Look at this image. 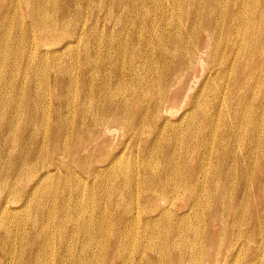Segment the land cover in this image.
<instances>
[{"label": "bare ground", "instance_id": "6f19581e", "mask_svg": "<svg viewBox=\"0 0 264 264\" xmlns=\"http://www.w3.org/2000/svg\"><path fill=\"white\" fill-rule=\"evenodd\" d=\"M19 1H16V0H0V15H1L2 10H4V11L11 10V8L16 7V4L19 3ZM56 1H58V0H56ZM71 1H74L75 5L77 6V9L75 10V13H74L75 15L79 16V15L86 14V13H82V11H81L82 7H81L80 3L84 2V1H88V3H89L90 0H63L62 4L61 5L59 4L60 6L59 7L57 6V8H56L57 13L61 12L63 14V17H67V16L71 15V12L73 10L71 8V5H70ZM26 2H27V0H25V4H27ZM47 2H48L47 0H32V3H31L32 5H30L28 7L27 12L24 14L21 11L23 18L25 15L26 16L28 15V17L30 18L32 27H34V29H36V30H37V28L39 29L38 34L40 36L38 37V41L43 42V43L45 42V43H48L49 45L53 46V45H57V44L61 43L60 40H64L65 38H68V37L74 38L75 36L77 38V40L76 39L75 40L68 39L65 42V44L63 46H61L60 50H62V51L65 50L66 52L70 51L72 53H73V51H75V53H76L75 58H76L78 63L76 62L77 65H75V63H74L75 61H73L72 63L71 62L68 63V65H65L62 67V70H59V71H62L61 75H59L57 77L53 76V77H55L53 79L55 80V85H56L55 86L56 88H53V89L58 90V88H60V89L62 88L65 90V88L66 89L68 88V90H69L70 87H74L73 83L76 85L78 84L79 77H80L79 83L81 84V87H82L81 92H83L84 93L83 95H85V97H87V98H84V97L83 98L85 100L94 99L97 103L93 102L94 107L90 108L89 107L90 104L87 105V102L82 101V102H80L81 105L78 104L80 107L75 109L72 107V105H74V104H71L72 102L70 101L71 106L64 107V108L68 109L67 113H64L66 111H64V112L63 111H60V112L56 111V113L54 111V113L52 114L53 118L52 119L50 118L52 120V122L50 121L51 122L50 124L48 123L49 122L48 118L50 116L47 118V121L42 120L43 123H48V126H46V127H48L47 130L43 129L45 132H42L43 131L41 129L42 127H40L41 121H38V120H40L41 118L38 119V117H39L38 112H37L38 115H36L34 113L35 115L32 117L34 120L33 122L32 121L29 122L30 121V119H29V121H27L26 124L21 129L19 128V130H18V127H20V126L17 127L16 124H14V127L15 128L17 127V129H14V127L12 125L13 121L12 122L10 121L11 123H8V122L4 123L3 122L4 124L1 125L2 126V130H1L2 132L0 134V146H2V144L5 142V139L7 140L9 138L8 136H10L12 133L13 134L17 133L15 135L16 136L19 135L22 138H24L28 144L27 145L25 144L26 146L22 147V149H20L19 152L17 150L18 154L16 156H13L14 154L12 153L13 155H11V156L13 158H10L11 157L10 156L9 158H7L8 159L7 161H5L2 157L3 155H1L3 152L0 154V181L3 177V168L4 167H7V169H5V170L10 169L11 171H13V174L16 175V179H18L19 177H21V175H23V173L25 171H27V173H28L29 171L26 170V168L31 166L34 168L35 174H33V176L30 177L31 178L30 181H32L31 185H27L23 188L24 193L27 195L26 198L27 199H29V198L33 199L34 198L37 200V202L40 201L41 199H44L45 196L47 198L49 196L50 197L52 196L51 198H53L52 189H53V186H54L53 184H54L55 180L53 178L54 174H53V171L51 169V165H54L59 173L60 172L63 173V175L61 173V175L57 176V177L60 176L58 182L59 181L63 182L64 177H66V176H68L70 178H77L80 181L83 180L82 181L83 185H80L81 184L80 182H79L80 184L79 183L76 184L73 181L75 184H66L65 183V185H67V186L63 187L64 190L66 191V195L68 194L67 196L63 194L64 195L62 197L63 204L66 203V200H69L70 203H73L77 206L78 202L82 200V198L85 196V194H86V197H87V194H89L88 189L91 186V184H89L90 181H92V183H95L96 185H98L100 183V181L102 179H104L105 174H106V171L103 169H106V170L109 169V171H110L111 169H114L115 167L119 166L120 163H122L125 160V159L124 160L122 159V156L125 154L124 153L125 150H122V147H125L124 149H127V146H128L127 142H126L127 140L126 141L121 140L120 142L115 144L113 149L111 151H109L108 154L102 155V156L100 155L98 158L96 156L98 150L101 149L100 148L101 145H103V144H101V138L104 136V134H106V132L113 131V130H111L113 126H120V128L123 130L122 135L123 136H129L130 140H132V139L135 140V144L137 145L139 150L142 151L143 155L145 156V157H143V162H142L143 171H142V173H140L141 176L138 178L136 177L135 178L136 180L134 179L132 182L130 179L128 181H125V179H124L125 182H123V183L125 184V187H123V188H125L127 191V192H124L125 194H127V197L129 196L133 200L135 197V194H137V195L139 194L137 192L140 189V186L141 187L144 186V188H146V190H147V193L149 192L147 201L149 202V204L150 203L156 204L159 201V198L162 197L163 193H167L168 191H171L172 189H174L177 186L180 187V186H182V184L183 185L184 184H191V186H192L190 193L189 194L186 193L187 195L184 194L185 196L182 195L183 197H181L183 199V202H184L183 205L184 206L183 205L178 206V205L174 204L175 207H172V208L170 206H168L166 208H160V207L156 206V207L152 208L150 211H147L146 209H145L146 211L144 210L146 212V215H150V217L152 215H154L153 213L156 212L154 218L153 219L150 218V219H152L151 221L153 222V224L151 225L148 223V225L152 226L153 228L157 226L158 230H160V231H158V232H160V235H161V239H160L161 243L158 245V249H159L158 260L162 261V260L169 259L173 263H175L177 260L176 264L177 263L178 264H185V262L187 261L186 260L187 256L189 257L188 263H190L191 260L195 257V253L190 246L192 241H190L191 238L189 237V235H188V237H185V239L183 238L184 240L182 239L181 242L179 239L181 237V235L183 236L184 234L188 233L183 228L184 226L183 227L181 226L180 222H182L185 219L192 217V216L182 217V218L178 219L179 216L177 217V214H178L179 209L185 211L184 209L190 208L189 206L192 202H195L197 204L198 203L197 201L202 200V198L203 199L206 198L207 201L209 200L213 204L212 206H210L209 203L206 204V205H209V207H212V209L208 211L210 226L208 227V230H207V234H208V236H210V240L212 241L211 244L212 245L216 244V242L218 240H221V237L223 235L225 238V236L230 233L229 236L232 237L231 238L232 243L234 242V244H238L242 241L244 244L248 245V248H249L248 250H251V255L248 258L249 262H250V264H257L258 259L260 258L259 255H261L258 252L260 251L262 245H264L263 244L264 239H263V241L262 240L258 241V238L260 237L261 234L257 238V234H259L261 230H264V229L260 230V228H262V226L264 224V214H262V212L264 213V143H263V146L259 145V143L261 144V142H260L261 137L259 135L260 140H258V136L256 137V134H257L258 130L264 129V127H263L264 126V115H262V113L260 111H258V110H262L261 107L264 108V102H262L263 99L261 102H252V101L255 99V95H256L255 89H259V87L261 88V83H264V79L260 82V79L258 77L257 78V80L259 79L258 81L257 80H256V82H252V81L256 79L255 77L258 74H259V76H260V74L264 75V0H144L142 3H138V1H135V0L134 1H131V0H112V4L114 5L113 8L117 9L118 11H121V13L119 12L120 16L117 18V22L114 21V23L117 24L118 28L116 30L115 25L110 26L111 28H107V26L105 25V22H103L104 24L101 26L102 29H100L102 33L100 36L98 35V37H97L96 33H95L96 36L92 37L91 35H94V34L92 33L90 35L89 34L90 31L86 30L85 28H81V29H77V30L76 29L75 30H67V29L62 28L64 31L62 30V33L61 32L59 33L57 30H60V29H57L56 27L59 25L64 26L67 24L66 23L60 24L59 21H56V20H54L51 23H49L50 22L49 21L48 22L49 24L46 23V20L43 18V15H44L43 13L47 12L45 10L47 9V5L50 4V3L48 4ZM108 2H110V1H108ZM54 3H56V2H54ZM98 3H96V4H98ZM125 3L128 4V7L125 6L126 5ZM102 5H104V4H102ZM19 6H20V4H19ZM95 6H97V5H95ZM17 7H18V5H17ZM100 8H102V7H100ZM15 9L17 10L18 8H15ZM95 10H98V8ZM110 10H112V9H110ZM53 11L55 13V10H53ZM49 13H51L50 10H49ZM134 13H135V17L132 16ZM51 14H53V13H51ZM58 14H56L55 17ZM10 15L12 16V14H10ZM47 15H49V14H47ZM3 16H4V14H3ZM19 16H20V12H19ZM53 16H54V14H53ZM53 16L50 17V15H49L50 20L53 18ZM111 16H112V14H111ZM7 17H4V20H2L1 18L0 19L2 21H6ZM82 17H81V19H82ZM104 17H105V19L110 18V14L108 15V13H107L106 15H104ZM113 17H115V16H113ZM12 18H14V17H12ZM85 18H86V16H85ZM21 19H22V17H20V23H21ZM42 19H44L45 22H43ZM67 19H68V17H67ZM10 20H12V19H10ZM98 20H99V18L97 15V20L95 22L96 24L93 25V28L95 26H97ZM1 22H0V24H1ZM76 22H79V21L76 20ZM2 23H4V22H2ZM23 23H25V22H23ZM9 24H11V23H9ZM71 24H72V22H71ZM71 24H70V26H71ZM2 26H3V24H1L0 27H2ZM21 26H22V24L20 25V27ZM80 26L82 27V25H80ZM4 28H5V26H4ZM10 28L8 30H10ZM89 28H90V26H89ZM13 29L14 28H11L12 31H13ZM96 30L99 31V29H96ZM2 31H3V29H2ZM6 32H7V29H6ZM19 32L22 33V31L20 29H19ZM105 32L108 33V34L106 33L107 34L106 36L108 37L109 40H107L108 42L104 46V45H101L102 40H103L101 38H103V36H104V38L106 37L104 35ZM28 33H29L28 29H26L24 27L23 28V34L25 36H27V35H29ZM113 33H115V34H113ZM7 34H8V32H7ZM19 34H18V36H19ZM84 34L87 35L89 40L87 41V43L85 42V44H83V47H80V45H82V44H80L78 49H74V47H73L74 45L72 46V44L75 43V46H76V43H78V44L82 43L81 39L83 38L82 36ZM18 36H17V38H18ZM14 37H16V36L14 35ZM29 37H31V36L29 35ZM204 37L206 38V40H204V42H203L202 40ZM7 38L9 39V37H7ZM90 38H92L94 41V44L92 43L93 41L91 42V44H93V51L91 50L92 47L90 46ZM4 39H6V38H4ZM28 40H27V42H28ZM100 40H101V43H100ZM0 41H2V40H0ZM2 42H3L2 43L3 45L6 44V46H7V43L5 42V40ZM12 42H14V41L12 40ZM18 42H19V40H18ZM32 42H33V40H32ZM9 43H11V42L9 41ZM24 43H26V42H24ZM24 43H22V44H24ZM78 44H77V47H78ZM34 45L35 44H33V46ZM13 46H14V44H13ZM13 46H11V47H13ZM31 46L32 45H30V47ZM11 47H9V49ZM21 47H22V45H21ZM25 47H22V48H24L26 50ZM30 47H28V48H30ZM4 48H6V47H4ZM14 48H16V45ZM17 48L19 49V46ZM7 49L8 48H6L5 50H7ZM35 49H37V48H35ZM35 49L33 48V50H35ZM2 50H4V49H2ZM60 50L58 49L56 51L61 52ZM46 51L48 52V50H46ZM56 51L54 52V54L56 53ZM20 52H22V51H20ZM33 52L34 51H32V53ZM7 53L10 54V52L6 51L5 54H7ZM15 53H17V52H15ZM11 55H13V54H11ZM16 55H13V56H16ZM23 55L25 56V54H23ZM37 55H40V54L38 53ZM45 55L47 56V54H45ZM203 55H206V59L202 58ZM4 58L7 59V58H9V56L5 57L4 53L1 52L0 59L5 60ZM68 58H70V57H68ZM72 58H73V56H72ZM72 58H70V59H72ZM75 58H74V60H75ZM18 59H19V57H18ZM35 59H37V58H34V60ZM48 59H50V58H48ZM197 60L203 64V65L201 64L202 67L206 65L208 72H209V75L205 78V81L203 82L202 86L189 97L188 108L184 112H182V114L178 118H176L175 121H172L171 119L163 116V113L165 112L164 110L167 107L166 103L170 100V98L172 96V95L170 96L172 88H173L174 84L177 83L178 80H181L182 77H184V75H188L191 71H193L195 69V63L197 62ZM20 61H24V60H20ZM29 62H30V64H33L32 62H34V61L32 59V62L31 61H29ZM45 62H46V60H45ZM27 63H28V61H27ZM15 64H17V63L15 62ZM21 64L22 63L20 62L19 65L21 66ZM52 64L54 65V63H52ZM3 65L4 64H2V67H3ZM14 65H13V67H14ZM43 65H45V64H43ZM36 66H38V64ZM57 66H59V65L57 64ZM17 67H14V68L16 69ZM3 68H1V69H3ZM23 68L26 69V67H23ZM35 68L36 67H34V69ZM41 68H43V67H41ZM54 69H55V67H54ZM21 70H23V69H21ZM30 70H31V68L27 71V74ZM39 70H40V67H39ZM39 70H38V72H39ZM3 71H5V70L3 69ZM12 71L15 72V70H12ZM12 71H10V72H12ZM32 71L33 70H31V73H32ZM73 72H77V74L79 73V75L77 76L78 80H77L76 76H73V74H72ZM45 73H47V72H45ZM27 74H26V76H27ZM32 74L34 76V73H32ZM48 74H49V72H48ZM255 74H256V76H255ZM7 75H9V74H7ZM29 75H30V73H29ZM74 75H75V73H74ZM0 77L2 78L3 76H0ZM35 77H36V75H35ZM73 77H75V78H73ZM215 77L217 79H219V81H222V82H218V81H215V83L209 82L210 79H213V78H214V80H216ZM1 78H0V81H1ZM29 78L30 77L28 76V80H29ZM38 78L39 77H37V79ZM39 79H42V78H39ZM13 80H14V78H13ZM13 80L10 79V82ZM25 80H27V79H25ZM22 81H23V79H22ZM10 82L8 84H10ZM28 82L31 85L32 82H30V81H28ZM2 83H5V82L1 81V84ZM44 83H47V82L44 81ZM24 84L22 86H25ZM49 84H47V85H49ZM197 84H198V82H197ZM40 85H43V84H40ZM13 86H14V84H13ZM8 87L10 88L11 85ZM45 87H43V88H45ZM76 87H74V90H77V89H75ZM47 88H49V87H47ZM14 89H16V88H14ZM20 89H21V86H20ZM238 89H241L243 91V92H241L242 94H240V93H239L240 95L236 94V91ZM7 91H8V89H7ZM39 91H42V90L40 89ZM154 91L158 92V93L153 94ZM18 92H20V91H17L16 93H18ZM33 92H34V90H33ZM46 92L48 93V91H46ZM49 92H51V91H49ZM53 92H54V90L52 91V93ZM81 92H79V93L81 94ZM239 92H240V90H239ZM257 92H260V90H258ZM16 93H14V94H16ZM26 93L27 92H25L24 94H26ZM35 93L34 94L32 93V95H33L32 99L37 102V100H39V98L41 99V97L43 95H41L39 97L40 94H37L39 92L36 91ZM41 93H43V92H41ZM8 94H6V95L8 96ZM10 94H11V92H10ZM48 94H47V97H48ZM44 95H46V94H44ZM55 95H56L55 96L56 99L54 98L55 101L57 100L58 103L62 102V97L58 94H55ZM2 96H5L4 93ZM23 96H25V95H23ZM53 96H54V94H53ZM259 96H261V95L259 94ZM47 97L43 96V98H47ZM20 98H21V96L18 99L19 100L23 99V98H21V99ZM18 99H16V101ZM50 99H51V97H50ZM69 99L71 100V97H69ZM78 99H80V98H78ZM84 99H82V100H84ZM44 100H46V99H44ZM51 101H52V99H51ZM65 101H66V99H65ZM12 102H13V100H12ZM17 102H19V101H17ZM21 102H22V100H21ZM73 102H74V100H73ZM247 103H249V105H246ZM255 104H256V107L254 108ZM245 105H246V108L248 106H250L252 108V110L250 112H248V115L246 114V112H244L246 110L243 111V109H246L244 107ZM37 106L35 107L36 108L35 111L38 109ZM63 106H65V105H63ZM225 106L227 107V110L232 109V112L231 113L229 112L231 115L230 118L227 117L228 116L227 114L224 116V112H225L224 110L225 109L223 110V108ZM8 107H9V105H8ZM19 107H21V105ZM29 107H31V106H29ZM42 107H45V106L42 105ZM42 109H44V108H41V110ZM23 110H24V108H23ZM38 110L41 111L40 109H38ZM44 110H43V112H45ZM46 110H47V108H46ZM76 110H78V111H76ZM248 110H249V107H248ZM22 112H26V110H24ZM22 112L20 111L21 115L19 114V116H22ZM262 112H264V111H262ZM6 115L4 114L5 117H6ZM11 115L13 116V114H11ZM23 115H24V113H23ZM44 115L46 116L47 114H44ZM222 115H223V117H222ZM0 116H1V118L3 117L2 115H0ZM13 118H14L13 120L15 121V117H13ZM4 119H7V117ZM21 119H22V117H21ZM11 120H12V118H11ZM220 122L222 123L221 129L219 126ZM43 123H42V126L44 125ZM242 126L246 127L243 130H241V132L243 134H241L239 132V128H241ZM248 126H250V128H248ZM46 127L44 125L43 128H46ZM113 129H115V128H113ZM218 130L222 133V137L224 138V140L226 142L224 143L222 141L223 142L222 145H220L219 148L217 149V155L216 154L215 155L217 156L218 161L214 165V167L212 166L213 169H212V171H209V172H211V173H209V176L208 177L206 176L207 178H205L203 180L202 177H201L202 179H200L198 174H199V171H201L202 173L207 171L206 167H208V166H206L207 164H205V163L209 162L208 154H206V152L202 151L204 148L202 150H200L197 146H194L192 149L191 146H193V144L196 142V141L194 142V140H196V139H200V141L205 142L209 139V135H212L213 137H215L214 135H216V132ZM7 133H8V135H7ZM241 135H242V138H248L249 140H251V143H253V145H251V147L247 149V154H248L247 158L248 159H246V157H242L243 159L240 160L239 157L236 155L237 153L235 151H233V148H231L232 144H230V141H234V140L236 141V139L237 140L240 139ZM212 136L210 137L211 139H213ZM182 139H186L185 140L186 142L188 139L189 145H187L185 147H181L179 145L180 143H178L177 141L182 140ZM262 139H263V137H262ZM9 140H11V139L9 138ZM12 143H14V142H12ZM237 143H240V142H237ZM249 143H250V141H249ZM6 144H8V143H6ZM6 144H4V145H6ZM210 145H211V143L209 144V146ZM238 145H240V144H238ZM15 146H16V142H15ZM182 146H184V145H182ZM19 147H21V146H19ZM233 147H234V145H233ZM190 149H192V150L199 149L200 150L199 151L200 154L198 153L199 155L196 158V160L190 155L191 154ZM209 149H207V150L211 151V152L213 151V147H212V149H210V150ZM241 149H243V148L241 147ZM241 149H239V151ZM136 150H138V149H136ZM9 151H8V153H10ZM14 151L15 150H13V152ZM121 151H123V152H121ZM208 151H207V153H208ZM236 151H238V150L236 149ZM189 152H190V154H188ZM130 153H132V152H130ZM136 153H138V152H136ZM240 153H242V152H240ZM255 153L258 154L259 156L257 157L255 155ZM57 156L62 157V160L60 161L61 163L56 162ZM128 156H130V155H128ZM150 156H151V158L155 157V159H157L156 162H153V163H155V165L152 164L151 160L149 159ZM200 157H201V159H200ZM94 158H97L95 160V163H91V161H93ZM46 159H51V162L48 163V165H47V163L44 165H43V163H39L40 160H46ZM215 160L216 159H214V161ZM136 161H138V159ZM46 162H47V160H46ZM38 163L40 165L41 164L43 165V166L41 165V169H40L41 171L40 172L38 171V169H36L37 168L36 166H38V168L40 167V165H38ZM136 163H138V162H136ZM138 164H136V166ZM211 165H212V163H211ZM138 167H139V165H138ZM33 168H31V170H33ZM208 168H210V167H208ZM135 169H138V168H135ZM120 171H121V169H120ZM254 171H255V174H254ZM117 172H119V171H117ZM237 172H238V174H236ZM121 174L115 173V174H113L111 179L113 181H115L117 184V181L121 178ZM133 174L134 173H132V175ZM250 174H254L253 177H250L251 183H249ZM6 175H8V174H6ZM111 175H112V173H111ZM83 176H86L87 179L86 180L83 179ZM6 179H7V177H6ZM24 179H26V178H24ZM2 180H4V179H2ZM53 180H54V182H53ZM28 181H29V179H28ZM113 181H111V182H113ZM52 182H53V184H52ZM8 183L10 184V182H8ZM23 183L26 184L27 182H23ZM205 183H207V184H205ZM6 187H8V186H6ZM15 187H17V186H15ZM120 187L115 185L114 187L111 188V192L110 191H109L110 193L108 192L109 194L104 193V190L103 191L101 190L103 188H99V190L96 192V194L101 195L100 191H102L103 197L109 196L110 199H108V200H110L111 204L113 205V203L115 202V204L118 207H120L119 201H121V200H119L117 198V201H115L113 199L114 195H119L118 190ZM93 188H94V186H93ZM180 188L182 189V187H180ZM97 189H98V187H97ZM104 189H106V188H104ZM91 190H93V189H91ZM122 190H124V189H122ZM65 191H63V192H65ZM89 192H92V191H89ZM176 192H178V191H176ZM185 192L186 191H184V193ZM2 193H3V191H2ZM93 194H89V195L93 196ZM177 195L175 198L176 200H177ZM172 196H174V195H172ZM248 196L252 197L251 198L252 203L250 202L251 203L250 206H252L253 210H255V215L253 213L250 216L249 222L247 223V221H245L246 217L243 218V216L245 213L244 202L246 201V198ZM58 197L59 196H57V198ZM122 197H123V195H122ZM2 198H1V200H2ZM16 198H17V196H16ZM57 198L55 197V199H57ZM106 198H108V197H106ZM167 198H168V196H167ZM126 199H128V198H126ZM9 200H10V198H9ZM165 200L166 199L164 198V201ZM13 201H10V202L12 203ZM33 201H32V203H33ZM41 201L39 204H41ZM49 201L50 200H48L46 203H48ZM139 201L140 200H138V202ZM167 201H168V199H167ZM167 201H165V202H167ZM177 202H180V201H177ZM170 203L171 202H169L168 204H170ZM44 204L42 202V205H44ZM134 204H135V202H134ZM201 204H199V205H201ZM89 205H90V203H89ZM89 205H88V207H89ZM54 206L55 205L53 204V208H54ZM83 206H85V205H83ZM6 207H7V205L5 204V202H1L0 203V213H3L6 209ZM36 207H37V205H36ZM40 207H41V205H40ZM66 207H67V205H66ZM118 207L116 209V212L114 213V217L118 223V224L117 223L116 224L122 225L124 222L129 220V218H130L129 215L131 213H133L132 211H135V210H133L131 208L132 209V211H131L130 206L129 207L122 206L123 208L122 207L118 208ZM99 208H100V206H99ZM197 208H199V207H197ZM247 208H249V207H247ZM24 209H26V208H24ZM37 209H38V207H37ZM43 209H38V212L46 215V210L44 211ZM113 209H115V208H113ZM59 210H61V209H59ZM20 211H22V210L20 209ZM34 211L37 212L36 210H33V212ZM48 211H49V215H52L54 213L53 209H51V210L48 209ZM97 211H98V209H97ZM27 212H28V210H27ZM80 212H82V211H80ZM85 212H89V211L86 209ZM104 212H105V210H103V209L98 211L96 220L99 221V219H101V221H102V219H104L106 217ZM148 212H149V214H148ZM206 212H207V210H206ZM5 213H8V212L5 211L4 214ZM64 213L66 214V212H64ZM199 213H200V211H199ZM17 214H19V213H17ZM30 214H32V213H30ZM91 214H89V215H91ZM33 215H32V217H33ZM77 215H78V213H77ZM81 215H82V213H81ZM198 215L199 214H197V216ZM10 216H7V217H10ZM27 216H29V215L27 214ZM41 216H43V215H41ZM72 216H74V215L71 214L69 220H71V219L74 220ZM186 216H188V215H186ZM21 217H22V215H21ZM45 217H47V216H45ZM60 217L62 218L61 221L63 222L64 219L67 218V215H61ZM74 217H76V216H74ZM77 217H79V216H77ZM230 217H233L232 225L230 224V221L228 220ZM30 218H31V215H30ZM83 218H84V216H83ZM92 218L93 217H91L90 219H92ZM134 218H136V217H134ZM7 219H9V218H7ZM29 219L27 218V220H29ZM21 220H22V218H21ZM53 220H55V219H53ZM113 220H114V218H113ZM140 220L142 221V219H140ZM161 221H164L165 225L161 224ZM8 222H9V220H8ZM22 222H23V220H22ZM89 222L90 221L87 220L83 224L80 223L81 225H74L68 234L74 235V233L78 230H82L83 232L90 234L91 227H90ZM158 222H160V223H158ZM200 222H201V220H200ZM36 223H37V221H36ZM49 223H48V225H50ZM217 223L220 224V227H216ZM65 224H68V223H65ZM70 224H71V222H70ZM245 224L248 225L247 230H250V229L252 230V228L255 227V231L254 230L250 231V233L247 234L246 227H245V229L243 227V226H245ZM102 225H100L97 228L98 232L101 234H103L105 232V229H104L105 226L103 227ZM188 225H189V223H188ZM204 225H205V223H204ZM257 225H259V230L256 229ZM7 226H6V228H7ZM38 227H39V225H38ZM194 227H193V229H194ZM205 227H207V226H205ZM17 228H18V226H17ZM20 228H21V226H20ZM119 228H121V227H119ZM216 228H218V229L216 230ZM0 229H1V227H0ZM48 229H49V227H48ZM56 230H60L59 227H58V229L56 228ZM27 231H29V230H27ZM51 231H53V230H51ZM123 231H125V230H123ZM129 231H130V229H129ZM145 231H143V234ZM5 232H7V229L5 230ZM9 232H11V231H9ZM132 232H133V228H132ZM57 233L60 235V232H57ZM130 233L131 232H129V234ZM32 234L34 235V233H32ZM65 234H67V233H65ZM68 234L66 235L67 237H68ZM96 234H98V233H96ZM51 235H54V234H51ZM116 235L117 236H115L116 237L115 240L113 238V240L111 242V246H113L115 249V255H117V252L119 251V249L122 245L121 241H119V237H122L125 234L121 230L120 233L116 234ZM82 237H83V235H82ZM152 237H153V235L151 236V238ZM243 237H246V238L244 239ZM32 238H30V239H32ZM46 238H48V237L46 236ZM56 238H57V236H56ZM76 238H77V236H76ZM135 238H136V236H135ZM263 238H264V236H263ZM61 239H63V238L61 237ZM61 239H60V241H61ZM104 239H105V237H104ZM47 240H49V239H47ZM73 241H75V240H73ZM94 241H96V240L94 239ZM201 241H202V239H201ZM251 241H253V242H251ZM32 242H36V241L32 240ZM41 242H42V240H41ZM83 242L87 243V242H85V240ZM197 242H199V241H197ZM242 242H241V244H242ZM47 243H48V241H47ZM64 243H65L64 240H62V242L60 243L61 245L59 244L60 248L64 245ZM78 243L76 242L77 245H78ZM144 243L146 244V242H144ZM13 244H14V242H13ZM37 244H38V242H36V245ZM145 244H144V246H145ZM222 244H224V243H222ZM31 245H33V243ZM80 245H82V244H80ZM155 246H156V244H155ZM202 246H203V244H202ZM15 248H16V246H15ZM48 248H49V246H48ZM177 248L178 249L180 248V249H179V251L176 252L175 250ZM263 248H264V246H263ZM82 249L84 250L85 248H82ZM20 250H22V249H20ZM96 250H98V249H96ZM173 250L175 252H173ZM87 251L90 252L89 250H87ZM109 251H110V249H109ZM88 252H87V254H88ZM26 253H27V251H26ZM64 253L65 254L63 256H65L66 259H67V257L71 258V262H72L71 264H82L83 263L82 259H81L82 261H79L75 257L73 247H71L69 245L65 246ZM4 254H6V253H4ZM45 254H46V252H45ZM51 254H54V252ZM83 254H84V252H83ZM155 255H156V253H155ZM207 255H208V252L206 253V256ZM46 256H48V255H46ZM53 256H50V257H53ZM95 256L96 255H94V257ZM136 256H137V254H136ZM203 256H205V255H202V257ZM210 256H211V254H210ZM11 257H12V254H11ZM31 257H32V255H30L29 258H27L28 260L30 259L29 263L31 262ZM65 258H63V259H65ZM128 258H127V261H128ZM263 258L261 260H263ZM60 259H62V258H60ZM63 259H62V261H63ZM130 259H131V257H130ZM195 259H196V257H195ZM200 259H201V257H200ZM200 259H199V261L203 260L204 258L201 260ZM216 259H217V257H216ZM207 260H208V257H207ZM261 260H260V262H261ZM4 261H5V258H4ZM6 261H8V260H6ZM55 261H56V259H55ZM58 261H59V259H58ZM67 262H70V261L67 260ZM117 262H120V261H118V259H117ZM148 262H149V264H151L150 259L148 260ZM25 263L27 264V262H25ZM194 263H197V261ZM233 263H234V261H233ZM57 264H58V262H57ZM59 264H68V263H64V262L61 263L60 262ZM126 264H128V262Z\"/></svg>", "mask_w": 264, "mask_h": 264}, {"label": "rangeland", "instance_id": "374dc122", "mask_svg": "<svg viewBox=\"0 0 264 264\" xmlns=\"http://www.w3.org/2000/svg\"><path fill=\"white\" fill-rule=\"evenodd\" d=\"M16 1H19V0H16ZM48 2V4L49 5H47V9L45 10V11H47L46 13L44 12L43 14V18L46 20V23L47 24H49V23H51V22H53L54 20H56V21H59V23L61 24V23H66L67 25H59V26H57L56 28L57 29H60V30H57L59 33L61 32L62 33V28H64V29H67V30H77V29H81V28H85L86 30H88V31H90L89 32V34L91 35L92 33L94 34V35H91L92 37L93 36H96L97 35V37H98V35L100 36L101 35V30L100 29H102V25L104 24L103 22H105V25L107 26V28H111L110 26H114L115 25V28H116V30H117V28H118V26H117V24H115L114 23V21L115 22H117V18L120 16V13H121V11H118L117 9H115V8H113L114 7V5L112 4V0H90L89 1V3H88V1H84V2H81L80 4H81V11H82V13H86V14H83V15H79V16H77V15H75L74 13H75V10L77 9V6L75 5V2L74 1H71V3H70V5H71V8L73 9L72 10V12H71V15H69V16H67L68 17V19H67V17H63V14L61 13V12H58L57 13V6L59 7L61 4H62V2H63V0H58V1H56V0H47ZM56 2V3H54V2ZM99 3H98V2ZM108 1H110V2H108ZM131 1H134V0H131ZM135 1H138V3H142L144 0H135ZM58 2V3H57ZM27 4H25V0H20L19 1V3H17L16 4V7H13V8H11V10H6V11H4V10H2L1 11V19L2 20H4V17H7V19H6V21H2L1 19H0V22L2 21V22H4V23H2L1 22V24H3V28L2 27H0L1 29H0V40H2V41H4L5 40V42L7 43V46H6V44H2L3 42L2 41H0V43L2 44H0V54H1V52L2 53H4V55H5V57L7 56H9V58H4L5 60H2V59H0V64L2 63V64H4L3 65V67H2V64L0 65V71L2 72H0L1 74H0V76H3L2 78H1V81L2 82H5V83H2L1 84V81H0V115H2L3 117V119L1 118V116H0V126L1 125H3L4 123H11L12 121H13V123H12V125H13V127H14V124H16L17 125V127L18 126H20V127H18V130H19V128L21 129L25 124H26V122L27 121H29V119H30V121L29 122H33L34 120H33V116L36 114V115H38L37 114V112L39 113V117H38V119H40V120H38V121H41L40 123H41V125H40V127H42L41 129L43 130H47V128L48 127H46V126H48V123L50 124L51 122H52V114L54 113V111H55V113H56V111H58V112H60V111H66V112H64V113H67L68 112V109L67 108H64V107H68V106H71V104H74V105H72V107L73 108H75V109H77V108H79L80 106L78 105V104H80V102H87V105H89L90 104V108H92V107H94V103L93 102H96L94 99H87V100H85L84 98H87V97H85V95H83L84 93L83 92H81L82 91V87H81V84L79 83L80 82V77H79V82H78V84L76 85V84H74L73 83V86L74 87H76L75 89H77V90H74V87H70L69 88V90H68V88L66 89L65 88V90L64 89H60V88H58V90L57 89H53V88H56L55 86V80L53 79V78H55V77H57V76H59V75H61V73H62V71H59V70H62V67L63 66H65V65H68V63H72L73 61H75L74 63H75V65H77L76 64V62H77V60H76V53H75V51H73V53L72 52H70V51H65V50H60V48H61V46H63L64 44H65V42L68 40V39H71V40H77V38H76V36L73 38V37H68V38H65L64 40H60V42L61 43H59V44H57V45H49L48 43H43V42H39L38 41V37L40 36L38 33H39V29L37 28V30L36 29H34V27H32V24H31V21H30V18L28 17V15L26 16H24V18H23V16H22V13H26L27 12V9H28V7L30 6V5H32L31 3H32V0H27V2H26ZM84 3V4H83ZM94 3V4H93ZM96 3H98V4H96ZM108 3V4H107ZM19 4H20V6H19ZM53 4V5H52ZM55 4V5H54ZM60 4V5H59ZM92 4V5H91ZM102 4H104V5H101ZM126 4V3H125ZM17 5H18V7H17ZM95 5H97V6H95ZM109 5V6H108ZM54 6V7H53ZM94 6V7H93ZM108 6V7H107ZM126 7H128V4H126L125 5ZM124 6V7H125ZM100 7H102V8H100ZM106 9H105V8ZM15 8H18L17 10L15 9ZM22 8V9H21ZM84 8V9H83ZM86 8V9H85ZM89 8V9H88ZM97 9L98 8V10H95V9ZM102 9V10H101ZM110 9H112V10H110ZM13 10V11H12ZM49 10H50V12L51 13H53L54 14V16H53V14H51V13H49ZM53 10H55V13L56 14H58L56 17H55V13H54V11ZM85 10V11H84ZM87 10V11H86ZM4 11V12H3ZM20 12V16H19V12ZM21 11H22V13H21ZM113 11V12H112ZM14 12V13H13ZM18 12V13H17ZM106 12V13H105ZM111 12V13H110ZM120 12V13H119ZM9 13V14H8ZM16 13V14H15ZM98 13V14H97ZM105 13V14H104ZM108 13V15L110 14V18H106L105 19V17H104V15H106ZM116 13V14H115ZM3 14H4V16H3ZM8 14V15H7ZM10 14H12V16L10 15ZM14 14V15H13ZM47 14H49L50 15V17H52L53 16V18L50 20V18H49V15H47ZM74 14V15H73ZM111 14H112V16H111ZM131 14V13H130ZM6 15V16H5ZM97 15H98V18H99V20L97 21V26H95L94 28H93V25H95L96 23V20H97ZM10 16V17H9ZM47 18H45V17ZM83 16V17H82ZM85 16H86V18H85ZM113 16H115V17H113ZM117 16V17H116ZM133 17H135V13L132 15ZM12 17H14V18H12ZM20 17H22V19H21V23H20ZM80 17V18H79ZM81 17H82V19H81ZM12 19V20H10V19ZM49 18V19H48ZM58 18V19H57ZM84 18V19H83ZM44 19H42L43 20V22H45L44 21ZM64 19V20H63ZM15 20V21H14ZM63 22H62V21ZM68 20V21H67ZM76 20L77 21H79V22H76ZM87 20V21H86ZM92 20V21H91ZM105 20V21H104ZM25 22V23H23V22ZM50 21V22H49ZM109 21V22H108ZM49 22V23H48ZM70 22V23H69ZM71 22H72V24H71ZM84 22V23H83ZM100 22V23H99ZM9 23H11V24H9ZM28 23V24H27ZM79 23V24H78ZM87 23V24H86ZM113 23V24H112ZM1 24H0V26H1ZM6 24V25H5ZM22 24V26L20 27V25ZM24 24V25H23ZM31 24V25H30ZM70 24H71V26H70ZM10 25V26H9ZM13 25V26H12ZM80 25H82V27L80 26ZM4 26H5V28H4ZM15 26V27H14ZM29 26V27H28ZM86 26V27H85ZM89 26H90V28H89ZM92 26V27H91ZM11 27V28H14L13 29V31L11 30V28H10V30H8L9 28ZM19 27V28H18ZM25 27L26 29H28V31H29V35L31 36V37H29V35H27V36H25L24 34H23V28ZM66 27V28H65ZM17 28V29H16ZM2 29H3V31L5 32H3L2 31ZM6 29H7V32H8V34H7V32H6ZM19 29L22 31V33H20L19 32ZM30 29V30H29ZM90 29V30H89ZM96 29H99V31L98 30H96ZM32 30V31H31ZM31 31V32H30ZM36 31V32H35ZM64 31V30H63ZM96 31V32H95ZM35 32V33H34ZM4 33V34H3ZM10 33V34H9ZM19 34V36H18V34ZM95 33H96V35H95ZM107 32H105V36L108 34H106ZM13 34V35H12ZM33 34V35H32ZM110 34V33H109ZM113 34H115V33H113ZM14 35L16 36V37H14ZM103 35V34H102ZM17 36H18V38H17ZM7 37H9V39L7 38ZM21 37V38H20ZM26 37V38H25ZM33 37V38H32ZM83 38L81 39L82 40V43H76V46H75V43L74 44H72V46L74 47V49H78L79 48V45L80 44H82V45H80V47H83V44H85V42L87 43V41L89 40L88 39V37H87V35L86 34H84L83 36H82ZM4 38H6V39H4ZM11 38V39H10ZM31 38V39H30ZM35 38V39H34ZM28 40V42H27V40ZM101 39H103L102 40V43H101V40H100V43H101V45H106V43L108 42L107 40H109L108 39V37L106 36L105 38H104V36H103V38H101ZM106 39V40H105ZM12 40L14 41V42H12ZM18 40H19V42H18ZM32 40H33V42H32ZM204 40H206V38L204 37L203 38V42H204ZM9 41L11 42V43H9ZM93 41V39L92 38H90V46L92 47V51H93V44H94V41ZM104 41V42H103ZM16 42V43H15ZM24 43V42H26V43H24V44H22V43ZM35 42V43H34ZM91 42L93 43V44H91ZM32 43V44H31ZM38 43V44H37ZM13 44H14V46H13ZM19 44V45H18ZM29 46H28V45ZM33 44H35L34 46H33ZM37 44V45H36ZM77 44H78V47H77ZM15 45H16V48H14L15 47ZM21 45H22V47H25L26 48V50L24 49V48H22L21 47ZM30 45H32L31 47H30ZM2 46V47H1ZM11 47V46H13V47H11L10 49H9V47ZM19 46V49L17 48ZM4 47H6V48H8L7 50H5L6 48H4ZM28 47H30V48H28ZM40 49H39V48ZM33 48L35 49V48H37V49H35V50H33ZM2 49H4V50H2ZM16 49V50H15ZM24 49V50H23ZM55 49V50H54ZM60 50L61 52H59V51H56V50ZM2 50V51H1ZM15 52H19L18 54L17 53H15ZM31 50V51H30ZM46 50H48V52L46 51ZM54 50V51H53ZM5 51V52H4ZM6 51L7 52H10V54L9 53H7V54H5L6 53ZM20 51H22V52H20ZM26 53H25V52ZM32 51H34L33 53H32ZM46 53H45V52ZM56 51V53L54 54V52ZM15 54H14V53ZM24 52V53H23ZM63 52V53H62ZM66 52V53H65ZM33 56H31L30 54ZM40 54V55H37V54ZM75 53V54H74ZM11 54H13V55H16V56H13V55H11ZM23 54H25V56L23 55ZM29 54V55H28ZM45 54H47V56L45 55ZM59 54V55H58ZM69 54V55H68ZM3 55V54H2ZM19 55V56H18ZM23 55V56H22ZM35 55V56H34ZM37 55V56H36ZM61 55V56H60ZM65 55V56H64ZM44 56V57H43ZM57 56V57H56ZM72 56H73V58H72ZM14 57V58H13ZM18 57H19V59L20 60H24V61H20L19 59H18ZM29 57V58H28ZM44 59H43V58ZM50 58V59H48V58ZM62 57V58H61ZM66 57V58H65ZM68 57H70V58H72V59H70V58H68ZM34 58H37V59H35L34 60ZM74 58H75V60H74ZM203 59L205 58L206 59V55H203V57H202ZM14 59V60H13ZM16 59V60H15ZM32 59H33V61L34 62H32ZM41 61H40V60ZM59 59V60H58ZM68 59V60H67ZM8 60V61H7ZM39 60V61H38ZM45 60H46V62H45ZM48 60V61H47ZM56 60V61H55ZM66 60V61H65ZM70 60V61H69ZM5 61V62H4ZM7 61V62H6ZM27 61H28V63H27ZM29 61H31L33 64H30V62ZM43 61V62H42ZM50 61V62H49ZM61 63H60V62ZM15 62L17 63V64H15ZM20 62L22 63L21 64V66L19 65L20 64ZM25 62V63H24ZM38 62V63H37ZM42 62V63H41ZM7 63V64H6ZM35 63V64H34ZM38 64V66L40 67V70H39V67L38 66H36L37 64ZM40 63V64H39ZM52 63H54V65L52 64ZM78 63V62H77ZM6 64V65H5ZM16 66H15V65ZM29 64V65H28ZM42 64V65H41ZM43 64H45V65H43ZM57 64L59 65V66H57ZM202 63L200 62V61H198L197 60V62L195 63V69L193 70V71H191L188 75H184V77H182V79L181 80H178L177 81V83L176 84H174V86H173V88H172V91H171V93H170V96H171V98H170V100L166 103L167 104V107L165 108V112L163 113V116L164 117H166V118H169V119H171L172 121H175L176 120V118H178L181 114H182V112H184L187 108H188V105H189V97L194 93V92H196L201 86H202V84H203V82L205 81V78L209 75V72H208V69H207V67H206V65L205 66H203L202 67V65H201ZM13 65H14V67H17L16 69L13 67ZM24 65V66H23ZM32 65V66H31ZM29 66V67H28ZM36 67L35 69H34V67ZM47 66V67H46ZM55 67V69H54V67ZM10 69H9V68ZM23 67H26V69L25 68H23ZM28 67V68H27ZM41 67H43V68H41ZM49 67V68H48ZM59 67V68H58ZM1 68H3L5 71H3V69H1ZM13 68V69H12ZM31 68V70H33L32 71V73H34V76H33V74L31 73V70L28 72V74H27V71L29 70ZM53 68V69H52ZM21 69H23V70H21ZM25 69V70H24ZM46 71H45V70ZM50 69V70H49ZM204 71H203V70ZM8 70V71H7ZM12 70H15V72L14 71H12ZM38 70H39V72H38ZM44 70V71H43ZM10 71H12V72H10ZM26 71V72H25ZM42 71V72H41ZM54 71V72H53ZM203 71V72H202ZM7 72V73H6ZM25 72V73H24ZM45 72H47V73H45ZM48 72H49V74H48ZM4 73V74H3ZM14 73V74H13ZM18 75H17V74ZM23 73V74H22ZM29 73H30V75H29ZM36 73V74H35ZM40 73V74H39ZM74 73H75V75H74ZM7 74H9V75H7ZM20 74V75H19ZM26 74H27V76H26ZM40 76H39V75ZM44 74V75H43ZM46 74V75H45ZM73 74V76H78L79 75V73L77 74V72H73L72 73ZM215 74V73H214ZM14 75V76H13ZM24 75V76H23ZM35 75H36V77H35ZM49 77H48V76ZM8 78H7V77ZM11 78H10V77ZM21 76V77H20ZM26 76V77H25ZM28 76L30 77L29 78V80H28ZM47 76V77H46ZM51 76V77H50ZM53 76H55V77H53ZM255 76H256V74H255ZM23 77V78H22ZM37 77H39V78H42V79H37ZM259 77V79H260V82L264 79V75H262V74H260V76H259V74L254 78L255 80H253L252 82H256V80H257V78ZM6 78V79H5ZM13 78H14V80H13ZM16 78V79H15ZM18 78V79H17ZM35 78V79H34ZM50 78V79H49ZM73 78H75V77H73ZM216 78V77H215ZM10 79L11 80H13V81H11L10 82ZM22 79H23V81L25 80V79H27L28 81H30V82H32L31 83V85H30V83L27 81V80H25L24 82L22 81ZM44 79V80H43ZM258 79V80H259ZM6 80V81H5ZM39 80V81H38ZM47 80V81H46ZM54 80V81H53ZM77 80H78V77H77ZM198 80V81H197ZM257 80V81H258ZM17 81V82H16ZM37 81V82H36ZM44 81L45 82H47V83H44ZM50 81V82H49ZM215 81H218V82H222V81H219V79H217L216 78V80H214V78L213 79H210V81L209 82H213V83H215ZM10 82V84H8ZM13 82V83H12ZM41 82V83H40ZM197 82H198V84H197ZM25 85V86H22L23 84ZM36 83V84H35ZM50 83V84H49ZM5 84V85H4ZM8 84V85H7ZM13 84H14V86H13ZM22 84V85H21ZM29 84V85H28ZM40 84H43V85H40ZM46 84V85H45ZM47 84H49V85H47ZM54 84V85H53ZM197 84V85H196ZM11 85V87L9 88L8 86H10ZM28 85V86H27ZM37 87H36V86ZM5 86V87H4ZM7 86V87H6ZM20 86H21V89H20ZM42 86V87H41ZM46 86V87H45ZM26 87V88H25ZM30 87V88H29ZM43 87H45V88H43ZM47 87H49V88H47ZM52 87V88H51ZM14 88H16V89H14ZM39 88V89H38ZM73 90H72V89ZM194 88V89H193ZM7 89H8V91H7ZM13 89V90H12ZM20 89V90H19ZM28 89V90H27ZM36 89V90H35ZM42 90V91H39V90ZM49 89V90H48ZM52 89V90H51ZM192 89V90H191ZM11 90V91H10ZM24 90V91H23ZM33 90H34V92H33ZM48 91V93L46 92V91ZM54 90V92L52 93V91ZM68 90V91H67ZM239 90H240V92H239ZM256 91V95H255V99L252 101V102H261L262 101V99H263V101L262 102H264V83H261V88L259 87V89H255ZM258 90H260V92H257ZM6 91V92H5ZM14 93H16L17 91H20V92H18V93H16V94H14ZM31 91V92H30ZM39 92V93H37V94H40L39 95V97L41 96V95H43L44 97H47V94H48V97L47 98H43V96L41 97V99L39 98V100H37V102L35 101V100H33L32 99V93L34 94L35 92ZM49 91H51V92H49ZM59 91V92H58ZM71 93H70V92ZM74 93H73V92ZM77 91V92H76ZM10 92H11V94H10ZM25 92H27L26 94H24ZM41 92H43V93H41ZM58 92V93H57ZM65 92V93H64ZM67 92V93H66ZM79 92H81V94L79 93ZM241 92H243L241 89H238L237 91H236V94H238V95H240V94H242ZM3 93H4V95L6 96H2L3 95ZM10 95H9V94ZM13 93V94H12ZM22 93V94H21ZM51 93V94H50ZM69 93V94H68ZM80 95H79V94ZM158 92H153V94H157ZM240 93V94H239ZM258 93V94H257ZM263 93V94H262ZM6 94H8V96L6 95ZM29 94V95H28ZM36 94V93H35ZM44 94H46V95H44ZM53 94H54V96H53ZM55 94H58V95H60L61 97H62V102H60V103H58L57 102V100L55 101ZM63 94V95H62ZM68 94V95H67ZM72 94V95H71ZM78 94V95H77ZM259 94L261 95V96H259ZM12 95V96H11ZM19 95V96H18ZM23 95H25V96H23ZM82 95V96H81ZM258 95V96H257ZM21 96V98H23V99H21L22 100V102H21V100H19L18 98ZM27 96V97H26ZM73 96V97H72ZM2 97V98H1ZM4 97V98H3ZM8 97V98H7ZM25 97V98H24ZM50 97H51V99H52V101H51V99H50ZM66 97V98H65ZM69 97H71V100L69 99ZM84 97V98H83ZM13 100V102H12V100ZM49 98V99H48ZM55 98V99H54ZM74 98V99H73ZM76 98V99H75ZM78 98H80V99H78ZM16 99H18L17 101H19V102H17L16 101ZM31 99V100H30ZM44 99H46V100H44ZM65 99H66V101H65ZM82 99H84V100H82ZM257 99V100H256ZM4 100V101H3ZM9 100V101H8ZM11 100V101H10ZM27 100V101H26ZM33 100V101H32ZM42 102H41V101ZM73 100H74V102H73ZM4 103H3V102ZM41 103H40V102ZM45 101V102H44ZM48 101V102H47ZM50 101V102H49ZM69 101V102H68ZM70 101L72 102L71 104H70ZM92 101V102H91ZM2 102V103H1ZM10 104H9V103ZM18 104H17V103ZM36 102V103H35ZM47 102V103H46ZM247 102V101H246ZM6 103V104H5ZM13 103V104H12ZM17 105H16V104ZM26 103V104H25ZM40 103V104H39ZM66 103V104H65ZM97 103V102H96ZM33 104V105H32ZM43 106H45V107H42V105ZM58 104V105H57ZM60 104V105H59ZM8 105H9V107H8ZM12 105V106H11ZM16 105V106H15ZM21 105V107H19V106ZM23 105V106H22ZM35 105V106H34ZM38 105V106H37ZM54 105V106H53ZM63 105H65V106H63ZM78 107H77V106ZM81 105V104H80ZM246 105H249V103H247ZM246 105L244 106L245 108H246ZM29 106H31V107H29ZM37 106V108L38 109H40L41 110V108H44V109H42L41 111H39L38 109L35 111V107ZM62 106V107H61ZM7 109H6V108ZM24 108V110H26V112H22V111H24L23 110V108ZM26 107V108H25ZM50 107V108H49ZM55 107V108H54ZM58 107V108H57ZM243 107V108H244ZM248 107H249V110H248ZM246 109H243V111L244 110H246V111H244V112H246V114L248 115V112H250L251 110H252V108L250 107V106H248ZM256 107V104H255V106H254V108ZM258 107V106H257ZM15 108V109H14ZM17 108V109H16ZM46 108H47V110H46ZM53 108V109H52ZM49 109V110H48ZM167 109V110H166ZM225 109V110H224ZM261 109L262 110H258V111H260L261 113H262V115H264L263 113L264 112H262V111H264V108H262L261 107ZM16 110V111H15ZM29 110V111H28ZM43 110L45 111V112H43ZM223 110L225 111L224 112V116L227 114L228 116L227 117H231V115H230V113L232 112V109L231 110H227V107L225 106L224 108H223ZM227 110V111H226ZM2 111V112H1ZM15 111V112H14ZM20 111L22 112V116H19V114L21 115V113H20ZM31 111V112H30ZM35 111V112H34ZM50 111V112H49ZM72 111V110H71ZM76 111H78V110H76ZM30 112V113H29ZM33 112V113H32ZM41 112V113H40ZM223 112V111H222ZM228 112V113H227ZM230 112V113H229ZM23 113H24V115H23ZM29 113V114H28ZM35 113V114H34ZM4 114L6 115V117H7V119H4V118H6L5 116H4ZM9 114V115H8ZM11 114H13V116L11 115ZM44 114H47L46 116L44 115ZM50 114V115H49ZM223 114V113H222ZM17 115V116H16ZM30 117H29V116ZM50 116V117H49ZM168 116V117H167ZM13 117H15V121L13 120L14 118ZM21 117H22V119H21ZM49 117V118H48ZM219 117V116H218ZM222 117H223V115H222ZM10 118V119H9ZM11 118H12V120H11ZM17 118V119H16ZM43 118V119H42ZM45 118V119H44ZM47 118H48V120H49V122L48 123H43V121L42 120H45V121H47ZM51 118V119H50ZM2 119V120H1ZM24 119V120H23ZM6 120V121H5ZM11 121V122H10ZM51 121V122H50ZM4 122V123H3ZM15 122V123H14ZM19 122V123H18ZM22 124H21V123ZM223 122V121H222ZM42 123L45 125V127L46 128H43L44 127V125L42 126ZM15 125V126H16ZM219 126H220V129L222 128V123L220 122L219 123ZM17 127L15 128L14 127V129H17ZM264 127V126H263ZM113 128H115V129H113ZM244 128H246L245 126H242L241 128H239V132L241 133V134H243L242 132H241V130H243ZM248 128H250V126H248ZM219 129V130H220ZM2 130V126L0 127V134H1V131ZM42 131V132H45V131ZM111 130H113V131H110V132H106V134H104V136L101 138V144H103V145H101V149H99L98 150V152H97V154H96V156H97V158L101 155H106V154H108V152L109 151H111L112 149H113V147L115 146V144H117L118 142H120L121 140H127L126 142H127V149H124L125 147H122V150H125V154L122 156V159L124 160L122 163H120V165L119 166H117V167H115L114 169H111L110 171H109V169L108 170H106V169H103V170H105L106 171V174H105V177H104V179H102L101 181H100V185L98 184V185H96L95 183H92V181H90L89 182V184H91V186H90V188L88 189V193L89 194H93V196L92 195H89V194H87V197H86V194H85V196L82 198V200L81 201H79L78 202V205L76 206L75 204H73V203H70V201L69 200H66V203L65 204H63V199H62V197L64 196V195H66V191L64 190V186H67V185H65V183L66 184H78L79 182L81 183H79L80 185H83V180H78L77 178H70V177H68V176H66V177H64V180H63V182H61V181H59L58 182V180H59V177H57L58 175H61V173L62 172H58L57 171V169L55 168V166L54 165H51V169H52V171H53V178H54V180H55V182H54V180H53V182H54V184H53V182H52V184L54 185H52L53 186V189H52V195H53V198H51L50 196L47 198L46 196L44 197V199H41L40 201H41V204H39L40 203V201H38L37 202V200L36 199H31V198H29V199H27L26 198V194L24 193V190H23V188L25 187V186H27V185H31V183H32V181H30V177H32L33 176V174H35V170H34V168L33 167H31V166H29L28 168H26V170H28L29 172L27 173V171H25L24 173H23V175H21V177H19L18 179H16V175L15 174H13V171H11L10 169L9 170H5V169H7V167H4L3 168V177H2V179H4V180H2L1 179V181H0V203L1 202H5V204L7 205V207H6V209H5V211L6 212H8V213H5L4 214V212L3 213H0V227H1V229H0V264H26L25 262H27V264H57V262H58V264L61 262V263H68V264H71L72 262H71V258L70 257H67V259L65 258V256H63L65 253H64V249H65V246H71V247H73V249H74V254H75V257L79 260V261H82L83 260V263L82 264H126L127 262H128V264H149V262H148V260L150 259L151 260V264H176V262H177V260H176V262L175 263H173L172 261H170L169 259H166V260H158V255H159V249H158V245L161 243V235H160V232H158V231H160V230H158V227L156 226V227H152V226H150V225H148V223L149 224H153V222L151 221L153 218H154V216H155V214H156V212L155 213H153L154 215H152L151 217H150V215H146V210L147 211H150L152 208H154V207H156V206H158V207H160V208H166V207H168V206H170L171 208L172 207H175L174 206V204L175 205H178V206H180V205H183L184 204V202H183V199L181 198V197H183V196H185V195H187V194H189L190 193V191H191V189H192V186H191V184H182V186H180V187H182V189L180 188V187H175L174 189L176 190V191H178V192H176L174 189H172L171 191H168L167 193H163L162 194V197H160L159 198V201L156 203V204H153V203H150L149 204V202L147 201V199H148V195H149V192L147 193V190H146V188H144V186H140V189L138 190V192L137 193H139L138 195L137 194H135V197H134V199L132 200V198H130L129 196L127 197V194H125L124 192H127L126 191V189L125 188H123V187H125V184L123 183V182H125V181H128L129 179L131 180V182L137 177H140L141 176V174L140 173H142V171H143V165H142V162H143V157H145L144 155H143V153H142V151H140L139 150V148L137 147V145L135 144V140H130L129 138V136H123L122 134H123V130L120 128V126H113L112 127V129ZM218 130V131H219ZM216 132V135H214L215 137H213L212 135H209V139L207 140V141H205V142H203V141H200V139H196V140H194V144H193V146H191V148L193 149V147L194 146H197L200 150H202L203 148V150L202 151H204V152H206V154H208V159H209V162H207V163H205V164H207L206 166H208V167H210V168H208V167H206L207 169V171H203L204 173H202L201 171H199V177H200V179H202L203 178V180L205 179V178H207L208 176H209V173H211V172H209V171H212V169H213V167H214V165L217 163V161H218V159H217V149L219 148V146L220 145H222V143L224 142H226L225 140H224V138L222 137V133L219 131V132ZM263 133H262V132ZM118 132V133H117ZM122 132V133H121ZM244 132V131H243ZM260 132V133H259ZM15 134H17V133H15ZM15 134H11L10 136H8L11 140H9V138L6 140L5 139V142L2 144V146H0V154L1 155H3L2 157H3V159L5 160V161H7L8 159L7 158H9L11 155H13V156H16L17 154H18V152L20 151V149H22V147H24V146H26L28 143H27V141L24 139V138H22L21 136H16ZM218 134V135H217ZM7 135H8V133H7ZM15 135V136H14ZM259 135H260V137H261V140H260V138H259ZM264 129H262V130H258V132H257V134H256V137L258 136V140H260V142H261V144L259 143V145L260 146H263V143H264ZM212 136V138L214 139H211L210 137ZM219 136V137H218ZM18 137V138H17ZM262 137H263V139H262ZM20 138V139H19ZM23 139V140H22ZM219 139V140H218ZM242 139V140H241ZM22 140V141H21ZM186 139H182V140H178L177 142L178 143H180L179 145L181 146V147H185V146H187V145H189V142H188V139H187V142L185 141ZM240 140V141H239ZM263 140V141H262ZM7 141V142H6ZM223 141V142H222ZM249 141H250V143H251V140H249L248 138H242V135H241V138L240 139H236V141L234 140V141H230V144H232V146H231V148H233V151H235L237 154V156L239 157V159L241 160V159H243L242 157H246V159H248L247 157H248V154H247V149L248 148H250L251 147V145H253V143H249ZM12 142H14V143H12ZM15 142H16V146H15ZM21 142V143H20ZM182 142V143H181ZM203 142V143H202ZM236 142V143H235ZM237 142H240V143H237ZM6 143H8V144H6ZM12 143V144H11ZM19 143V144H18ZM211 143V145L209 146V144ZM213 143V144H212ZM215 143V144H214ZM249 143V144H248ZM4 144H6V145H4ZM26 144V145H25ZM203 146H202V145ZM219 144V145H218ZM238 144H240V145H238ZM12 145V146H11ZM182 145H184V146H182ZM200 145V146H199ZM215 145V146H214ZM233 145H234V147H233ZM236 145V146H235ZM238 145V146H237ZM245 145V146H244ZM250 145V146H249ZM12 148H11V147ZM19 146H21V147H19ZM133 146V147H132ZM5 149H4V148ZM212 149V147H213V151L211 152V151H208L207 149ZM241 147L243 148V149H241ZM4 150H3V149ZM9 148V149H8ZM17 148V149H16ZM12 149V150H11ZM136 149H138V150H136ZM192 149H190V152H191V154H190V152L188 153V154H190L195 160H196V158L198 157V155L200 154V150L199 149H195V150H192ZM206 149V150H205ZM209 149V150H210ZM236 149L238 150V151H236ZM239 149H241L240 151H239ZM7 152H6V151ZM10 150V151H9ZM13 150H15L14 152H13ZM17 150H18V152H17ZM131 150V151H130ZM192 150V151H191ZM8 151L10 152V153H8ZM138 152V153H136V152ZM194 151V152H193ZM207 151H208V153H207ZM121 152H123V151H121ZM130 152H132V153H130ZM188 152V151H187ZM240 152H242V153H240ZM13 153V154H12ZM130 153V154H129ZM199 153V154H198ZM213 153V154H212ZM9 154V155H8ZM135 154V155H134ZM185 154V153H184ZM212 154V155H211ZM216 154V155H215ZM240 154V155H239ZM128 155H130V156H128ZM137 155V156H136ZM210 155V156H209ZM243 155V156H242ZM255 155L258 157L259 155L258 154H256L255 153ZM6 156V157H5ZM128 156V157H127ZM133 156V157H132ZM138 157V158H137ZM212 157V158H211ZM214 157V158H213ZM6 158V159H5ZM10 158H13L12 156L10 157ZM97 158H94V160L93 161H91V163H95V160L97 159ZM127 159V160H126ZM129 159V160H128ZM138 159V161H136ZM150 160H151V162H152V164H154L155 165V163H153V162H156V160L157 159H155V157H152L151 158V156H150V158H149ZM200 159H201V157H200ZM207 159V160H208ZM214 159H216L215 161H214ZM46 160H47V162H46ZM46 160H40L39 161V163H43V165L44 164H46L47 163V165H48V163H50L51 162V159H46ZM62 160V157L61 156H57V158H56V162L57 163H61L60 161ZM211 160V161H210ZM127 163H126V162ZM130 161V162H129ZM125 162V163H124ZM136 162H138V163H136ZM38 163V165H40ZM211 163H212V165H211ZM214 163V164H213ZM136 164H138L139 165V167H138V165L136 166ZM42 165V164H41ZM41 165H40V167L38 168V166H36L37 168L36 169H38V171L40 172L41 170ZM42 165V166H43ZM131 165V166H130ZM213 166V167H212ZM234 166V165H233ZM235 167V166H234ZM233 167V168H234ZM31 168H33V170H31ZM118 168V169H117ZM135 168H138V169H135ZM120 169H121V171H120ZM123 169V170H122ZM128 169V170H127ZM135 169V170H134ZM126 170V171H125ZM117 171H119V172H117ZM9 172V173H8ZM37 172V171H36ZM55 172V173H54ZM123 172V173H122ZM137 172V173H136ZM11 173V174H10ZM111 173H112V175H111ZM115 173H122L121 174V178L117 181V184H116V182L115 181H113L112 179H111V177L113 176V174H115ZM125 173V174H124ZM132 173H134L133 175H132ZM6 174H8V175H6ZM127 174V175H126ZM236 174H238V172L236 173ZM254 174H255V171H254ZM254 174H250V176H249V183H251L250 181V177H253L254 176ZM13 175V176H12ZM62 175H63V173H62ZM107 175V176H106ZM202 175V176H201ZM205 177H204V176ZM252 175V176H251ZM26 176V177H25ZM28 176V177H27ZM207 176V177H206ZM6 177H7V179H6ZM26 178V179H24V178ZM134 177V178H133ZM202 177V178H201ZM6 179V180H5ZM21 181H20V180ZM28 179H29V181H28ZM71 179V180H70ZM83 179H87L86 178V176H83ZM107 179V180H106ZM122 179V180H121ZM124 179H125V181H124ZM12 180V181H11ZM23 180V181H22ZM26 180V181H25ZM136 180V179H135ZM20 181V182H19ZM57 181V182H56ZM75 183H74V182ZM105 181V182H104ZM111 181H113V182H111ZM122 181V182H121ZM8 182H10V184L8 183ZM14 182V183H13ZM23 182H27L26 184L25 183H23ZM29 182V183H28ZM51 182V181H50ZM69 182V183H68ZM72 182V183H71ZM58 183V184H57ZM108 183V184H107ZM5 186H4V185ZM60 184V185H59ZM105 184V185H104ZM111 186H110V185ZM205 184H207V183H205ZM11 185V186H10ZM19 185V186H18ZM121 186L120 188H119V190H118V193H119V195H114V197H113V199L115 200V201H117V198L119 199V200H121V201H119L120 202V207H118L116 204H115V202L113 203V205L111 204V202H110V200H108V199H110L109 198V196H106V197H108V198H106V197H103L102 196V191L104 190V193H106V194H109L110 192H111V188L112 187H114V186ZM4 186V187H3ZM6 186H8V187H6ZM15 186H17V187H15ZM58 186V187H57ZM62 186V187H61ZM93 186H94V188H93ZM100 186V187H99ZM105 186V187H104ZM254 186V185H253ZM10 187V188H9ZM14 187V188H13ZM21 187V188H20ZM97 187H98V189H97ZM3 188V189H2ZM99 188H103V189H101L102 191H100L101 192V195H99V194H96V192L99 190ZM104 188H106V189H104ZM143 188V189H142ZM11 189V190H10ZM58 191H57V190ZM91 189H93V190H91ZM110 189V190H109ZM122 189H124V190H122ZM7 192H6V191ZM10 190V191H9ZM55 190V191H54ZM2 191H3V193H2ZM16 191V192H15ZM20 191V192H19ZM63 191H65V192H63ZM89 191H92V192H89ZM110 191V192H109ZM144 191V192H143ZM173 191V192H172ZM183 191V192H182ZM184 191H186L185 193H184ZM109 192V193H108ZM121 192V193H120ZM163 192V191H162ZM170 192V193H169ZM181 192V193H180ZM19 195H18V194ZM62 193V194H61ZM143 193V194H142ZM176 193V194H175ZM187 193V194H186ZM55 194V195H54ZM60 194V195H59ZM64 194V195H63ZM123 195V197H122V195ZM178 194V195H177ZM180 194V195H179ZM185 194V195H184ZM21 195V196H20ZM68 195V194H67ZM66 195V196H67ZM97 195V196H96ZM168 196V198H167V196ZM171 195V196H170ZM172 195H174V196H172ZM176 195H177V200L175 199L176 198ZM183 195V196H182ZM14 196V197H13ZM16 196H17V198H16ZM57 196H59L58 198H57ZM134 196V195H133ZM166 196V197H165ZM3 197V198H2ZM13 197V198H12ZM55 197L57 198V199H55ZM86 197V198H85ZM97 197V198H96ZM128 198V199H126V198ZM147 197V198H146ZM166 199L165 201H167V199H168V201L167 202H165L164 201V198ZM172 197V198H171ZM180 197V198H179ZM1 198H2V200H1ZM9 198H10V200H9ZM14 200H12V199ZM23 198V199H22ZM25 198V199H24ZM46 198V199H45ZM61 198V199H60ZM93 198V199H92ZM116 198V199H115ZM251 196H248L247 198H246V203L244 202V206H245V213H244V216H243V218H245V221H247V223L249 222V220H250V216L254 213V215H255V210H253V208H252V206H250L251 205V203H252V200H251ZM6 199V200H5ZM21 199V200H20ZM50 200L48 203H46L48 200ZM173 199V200H172ZM182 199V200H181ZM5 200V201H4ZM34 200V201H33ZM54 200V201H53ZM89 202H88V201ZM99 202H98V201ZM101 200V201H100ZM104 200V201H103ZM124 202H123V201ZM130 200V201H129ZM135 200V201H134ZM138 200H140L139 202H138ZM206 200V201H205ZM10 201H13L12 203L10 202ZM32 201H33V203H32ZM61 201V202H60ZM86 201V202H85ZM96 201V202H95ZM108 201V202H107ZM132 201V202H131ZM177 201H180V202H177ZM203 201V202H202ZM37 202V203H36ZM42 202H43V204L44 205H42ZM53 202V203H52ZM82 202V203H81ZM85 202V203H84ZM88 202V203H87ZM130 202V203H129ZM134 202H135V204H134ZM148 202V203H147ZM169 202H171L170 204H168ZM198 203L196 204L195 202H192L191 204H190V208H186V209H184L185 211H183V210H181V209H179L178 210V214H177V217L179 216V218L178 219H180V218H182V217H189V216H192V217H189V218H187V219H185L184 221H182V222H180V224H181V226L188 232L187 234H184L183 236L181 235V237L179 238L180 239V242H181V240L184 238L185 239V237H188V235H189V237L191 238V240L190 241H192V243L190 244V246H191V248L193 249V251H194V253H195V257H196V259H195V257L191 260V262L190 263H188V260H189V257L187 256V261L185 262V264H250V262H249V257H250V255H251V250H248L249 248H248V245H246V244H244L242 241V244H241V242L240 243H238V244H234V242L232 243V241H231V238L232 237H230L229 235H230V233L228 234V235H226L225 236V238H224V235L221 237V240H218L217 242H216V244H214V245H212L211 243H212V241L210 240V236H208V234H207V230H208V227L210 226V224H209V222H210V220H209V216H208V211L209 210H211L212 209V207H209V205L210 206H212L213 204H212V202L211 201H207V199L206 198H202V200H200V201H197ZM251 202V203H250ZM10 203V204H9ZM89 203H90V205H89ZM96 205H95V204ZM173 203V204H172ZM202 203V204H201ZM209 203V205H206V204H208ZM211 203V204H210ZM250 203V204H249ZM18 204V205H17ZM47 204V205H46ZM53 204L55 205L54 206V208H53ZM100 204V205H99ZM106 204V205H105ZM129 204V205H128ZM197 206V207H199V208H197L195 205ZM199 204H201V205H199ZM254 204V203H253ZM15 205V206H14ZM26 205V206H25ZM32 205V206H31ZM35 205V206H34ZM36 205H37V207H38V209H43L44 211L46 210V215H44V214H41V213H39L38 212V209H37V207H36ZM39 205V206H38ZM40 205H41V207H40ZM49 205V206H48ZM52 205V206H51ZM59 205V206H58ZM66 205H67V207H66ZM71 207H70V206ZM83 205H85V206H83ZM88 205H89V207H88ZM102 205V206H101ZM116 205V206H115ZM139 207H138V206ZM153 205V206H152ZM249 205V206H248ZM44 206V207H43ZM63 208H62V207ZM69 206V207H68ZM83 206V207H82ZM88 208H87V207ZM99 206H100V208H99ZM107 206V207H106ZM122 206H124V207H129L130 206V209L132 208L133 210H135V211H132V209H131V211L133 212V213H131L130 215H129V220L128 221H126V222H124L122 225H117L118 223H117V221H116V219H115V217H114V213L116 212V209H117V207L118 208H121ZM151 206V207H150ZM184 206V205H183ZM193 206V207H192ZM29 207V208H28ZM40 207V208H39ZM76 207V208H75ZM94 209H93V208ZM104 207V208H103ZM106 207V208H105ZM247 207H249V208H247ZM24 208H26V209H24ZM31 208V209H30ZM105 210V218L104 219H102V221H101V219H99V221L98 220H96L97 219V213H98V211H100V210ZM108 208V209H107ZM113 208H115V209H113ZM123 208V207H122ZM148 208V209H147ZM252 208V209H251ZM8 209V210H7ZM20 209L23 211H20ZM36 210L37 212H33V210ZM48 209L49 210H51V209H53L54 210V213L52 214V215H49V211H48ZM59 209H61V210H59ZM68 211H67V210ZM71 209V210H70ZM79 209V210H78ZM88 210L89 212H85V210ZM90 209V210H89ZM92 209V210H91ZM97 209H98V211H97ZM107 209V210H106ZM140 209V210H139ZM146 209V210H145ZM191 209V210H190ZM193 209V210H192ZM17 210V211H16ZM27 210H28V212H27ZM65 210V211H64ZM145 210V211H144ZM202 210V211H201ZM206 210H207V212H206ZM20 211V212H19ZM25 211V212H24ZM72 213H71V212ZM74 211V212H73ZM79 211V212H78ZM80 211H82V212H80ZM199 211H200V213H199ZM204 211V212H203ZM262 211V210H261ZM260 211V212H261ZM10 212V213H9ZM19 213V214H17V213ZM22 212V213H21ZM48 212V213H47ZM58 212V213H57ZM64 212H66V214L64 213ZM78 213V215H77V213ZM85 212V213H84ZM142 214H140V213ZM193 212V213H192ZM196 212V213H195ZM25 213V214H24ZM30 213H32V214H30ZM39 213V214H38ZM57 213V214H56ZM60 213V214H59ZM81 213H82V215H81ZM87 213V214H86ZM91 214V215H89V214ZM187 213V214H186ZM195 213V214H194ZM205 213V214H204ZM4 216H2V215ZM8 214V215H7ZM16 214V215H15ZM27 214L29 215V216H27ZM34 214V215H33ZM37 214V215H36ZM74 215V216H76V217H74V216H72L73 217V219L74 220H69L70 219V215ZM140 214V215H139ZM148 214H149V212H148ZM197 214H199L198 216H197ZM202 214V215H201ZM262 214H264L263 212H262ZM11 215V216H10ZM21 215H22V217H21ZM30 215H31V218H30ZM32 215H33V217H32ZM41 215H43V216H41ZM61 215H67V218L66 219H64V223L61 221ZM139 217H138V216ZM186 215H188V216H186ZM249 215V216H248ZM7 216H10V217H7ZM14 216V217H13ZM24 216V217H23ZM27 216V217H26ZM37 216V217H36ZM41 216V217H40ZM45 216H47V217H45ZM50 216V217H49ZM55 216V217H54ZM77 216H79V217H77ZM81 216V217H80ZM83 216H84V218H83ZM93 217L92 219H90L91 217ZM109 216V217H108ZM113 216V217H112ZM203 216V217H202ZM206 216V217H205ZM3 217V218H2ZM6 217V218H5ZM41 219H40V218ZM134 217H136V218H134ZM194 217V218H193ZM5 218V219H4ZM7 218H9V219H7ZM18 218V219H17ZM21 218H22V220H23V222H22V220H21ZM26 218V219H25ZM27 218L29 219V220H27ZM35 218V219H34ZM60 218V219H59ZM113 218H114V220H113ZM133 218V219H132ZM150 218H152V219H150ZM198 218V219H197ZM13 219V220H12ZM17 219V220H16ZM53 219H55V220H53ZM76 219V220H75ZM140 219H142V221L140 220ZM145 219V220H144ZM147 219V220H146ZM203 219V220H202ZM207 219V220H206ZM2 220V221H1ZM6 222H5V221ZM8 220H9V222H8ZM27 220V221H26ZM46 220V221H45ZM60 220V221H59ZM81 220V221H80ZM87 220H89L90 222H89V224H90V227H91V231H90V234L88 233H85V232H83L82 230H78V231H76L75 233H74V235H69L68 233L71 231V229L73 228V226L74 225H81V224H83L84 222H86ZM134 220V221H133ZM187 220V221H186ZM193 222H192V221ZM200 220H201V222H200ZM229 221H230V224L232 225V223H233V217H230L229 219H228ZM12 221V222H11ZM26 221V222H25ZM31 221V222H30ZM36 221H37V223H36ZM39 221V222H38ZM48 221V222H47ZM75 221V222H74ZM79 221V222H78ZM108 221V222H107ZM133 221V222H132ZM138 221V222H137ZM141 223H140V222ZM197 221V222H196ZM199 221V222H198ZM5 222V223H4ZM16 222V223H15ZM41 222V223H40ZM50 222V223H49ZM56 222V223H55ZM70 222H71V224H70ZM74 222V223H73ZM78 222V223H77ZM104 224H103V223ZM114 222V223H113ZM192 222V223H191ZM195 222V223H194ZM203 222V223H202ZM21 223V224H20ZM48 223L50 224V225H48ZM55 223V224H54ZM65 223H68V224H65ZM73 223V224H72ZM81 223V224H80ZM117 223V224H116ZM130 223V224H129ZM135 223V224H134ZM158 223H160V222H158ZM188 223H189V225H188ZM200 225H199V224ZM204 223H205V225H204ZM17 224V225H16ZM23 224V225H22ZM26 224V225H25ZM53 226H52V225ZM103 224V225H102ZM107 224V225H106ZM161 224H163V225H165V222L164 221H161ZM2 225V226H1ZM8 225V226H7ZM15 225V226H14ZM29 225V226H28ZM33 225V226H32ZM38 225H39V227H38ZM64 225V226H63ZM72 225V226H71ZM96 225V226H95ZM100 225H102L103 227H104V229H105V232L103 233V234H101V233H99L98 232V227L100 226ZM112 225V226H111ZM197 227H196V226ZM6 226H7V228H6ZM15 228H14V227ZM17 226H18V228H17ZM20 226H21V228H20ZM32 226V227H31ZM35 226V227H34ZM52 228H51V227ZM56 226V227H55ZM59 227V229L60 230H56V228L58 229V227ZM115 226V227H114ZM140 226V227H139ZM161 226V225H160ZM195 226V227H194ZM199 226V227H198ZM203 226V227H202ZM205 226H207V227H205ZM263 226H264V224H263ZM262 226V228H260V230L261 229H264V227ZM48 227H49V229H48ZM64 227V228H63ZM119 227H121V228H119ZM123 227V228H122ZM193 227H194V229H193ZM216 227H220V224H216ZM244 227V229H245V227H246V230H247V228H248V225L247 224H245V226H243ZM3 228V229H2ZM5 228V229H4ZM13 228V229H12ZM24 228V229H23ZM37 228V229H36ZM55 228V229H54ZM63 230H62V229ZM95 228V229H94ZM126 228V229H125ZM132 228H133V232H132ZM139 228V229H138ZM141 228V229H140ZM145 228V229H144ZM7 229V232H5V230ZM20 229V230H19ZM23 229V230H22ZM33 229V230H32ZM36 229V230H35ZM69 231H68V230ZM109 229V230H108ZM117 229V230H116ZM119 229V230H118ZM129 229H130V231H129ZM201 229V230H200ZM218 228H216V230H217ZM256 229L257 230H259V225H257L256 226ZM26 230V231H25ZM27 230H29V231H27ZM43 230V231H42ZM51 230H53V231H51ZM122 230V232L125 234V235H123L122 237H119V241H121V243H122V245H121V247H120V249H119V251L117 252V255H115V249H114V247L113 246H111V242H112V240H113V238H114V240H115V236H117L116 234H119L120 233V231ZM123 230H125V231H123ZM146 230V231H145ZM148 230V231H147ZM195 232H194V231ZM203 230V231H202ZM255 231V227L254 228H252V230L250 229V230H247V234L248 233H250V231ZM9 231H11V232H9ZM16 231V232H15ZM21 231V232H20ZM33 231V232H32ZM35 231V232H34ZM51 233H50V232ZM55 231V232H54ZM143 231H145L144 232V234H143ZM237 231V230H236ZM249 231V232H248ZM15 232V233H14ZM25 232V233H24ZM29 232V233H28ZM57 232H60V235L57 233ZM79 232V233H78ZM111 232V233H110ZM129 232H131L130 234H129ZM147 232V233H146ZM3 233V234H2ZM17 233V234H16ZM24 233V234H23ZM32 233H34V235L32 234ZM65 233H67L68 234V237L66 236L67 234H65ZM85 233V234H84ZM96 233H98V234H96ZM113 233V234H112ZM127 233V234H126ZM134 233V234H133ZM146 233V234H145ZM152 233V234H151ZM196 233V234H195ZM201 233V234H200ZM6 234V235H5ZM12 234V235H11ZM36 234V235H35ZM50 234V235H49ZM51 234H54V235H51ZM63 234V235H62ZM83 235V237H82V235ZM93 234V235H92ZM133 234V235H132ZM136 234V235H135ZM261 234V235H260ZM3 235V236H2ZM59 235V236H58ZM95 235V236H94ZM98 235V236H97ZM138 235V236H137ZM153 235V237L151 238V236ZM187 235V236H186ZM203 235V236H202ZM205 235V236H204ZM259 235H260V237H259ZM24 236V237H23ZM34 236V237H33ZM42 236V237H41ZM46 236L48 237V238H46ZM53 236V237H52ZM56 236H57V238H56ZM64 236V237H63ZM76 236H77V238H76ZM103 236V237H102ZM113 236V237H112ZM135 236H136V238H135ZM147 236V237H146ZM192 236V237H191ZM194 236V237H193ZM263 236H264V230H261L260 231V233L259 234H257V238H258V241H263ZM15 237V238H14ZM27 237V238H26ZM33 237V238H32ZM51 237V238H50ZM61 237L63 238V239H61ZM100 237V238H99ZM104 237H105V239H104ZM129 237V238H128ZM133 239H132V238ZM140 237V238H139ZM197 237V238H196ZM12 240H11V239ZM30 238H32V239H30ZM76 238V239H75ZM143 238V239H142ZM150 238V239H149ZM200 238V239H199ZM244 239L246 238V237H243ZM16 241H15V240ZM22 241H21V240ZM47 239H49V240H47ZM60 239H61V241H60ZM92 239V240H91ZM94 239L96 240V241H94ZM98 239V240H97ZM100 239V240H99ZM155 239V240H154ZM183 239V240H184ZM201 239H202V241H201ZM204 239V240H203ZM2 240V241H1ZM5 240V241H4ZM32 240H34V241H36V242H38V244L36 245V242H32ZM41 240H42V242H41ZM48 241V243H47V241ZM62 240H64V242L66 243H64V245L60 248V243L62 242ZM73 240H75V241H73ZM79 240V241H78ZM85 240V242H87V243H84L83 241ZM108 240V241H107ZM128 240V241H127ZM137 240V241H136ZM233 240V239H232ZM243 240V239H242ZM24 241V242H23ZM54 243H52V242ZM71 241V242H70ZM92 241V242H91ZM101 241V242H100ZM154 241V242H153ZM197 241H199V242H197ZM201 241V242H200ZM4 242V243H3ZM11 242V243H10ZM13 242H14V244H13ZM60 242V243H59ZM76 242L78 243V245L76 244ZM91 242V243H90ZM100 242V243H99ZM110 242V243H109ZM128 242V243H127ZM131 242V243H130ZM139 242V243H138ZM143 242V243H142ZM144 242H146V244L144 243ZM224 243V244H222V243ZM228 242V243H227ZM245 242V241H244ZM251 242H253V241H251ZM2 243V244H1ZM7 243V244H6ZM33 243V245H31ZM60 245H59V244ZM98 243V244H97ZM106 243V244H105ZM135 243V244H134ZM151 243V244H150ZM158 243V244H157ZM205 243V244H204ZM262 243V242H261ZM11 246H10V245ZM20 244V245H19ZM40 244V245H39ZM44 244V245H43ZM80 244H82V245H80ZM95 246H93V245ZM131 244V245H130ZM144 244H145V246H144ZM150 244V245H149ZM155 244H156V246H155ZM195 244V245H194ZM202 244H203V246H202ZM241 244V245H240ZM263 244H264V242H263ZM7 245V246H6ZM22 245V246H21ZM49 246V248H48V246ZM51 245V246H50ZM73 245V246H72ZM77 245V246H76ZM84 245V246H83ZM102 247H101V246ZM108 247H107V246ZM126 247H125V246ZM130 245V246H129ZM135 245V246H134ZM138 247H137V246ZM154 245V246H153ZM15 246H16V248H15ZM25 246V247H24ZM47 246V247H46ZM57 246V247H56ZM148 246V247H147ZM193 246V247H192ZM198 246V247H197ZM202 246V247H201ZM233 248H232V247ZM244 246V247H243ZM263 246L264 245H262V247H261V249H260V251L258 252L259 254H261V255H259V259L261 260L263 257H264V248H263ZM10 247V248H9ZM12 247V248H11ZM32 247V248H31ZM46 247V248H45ZM104 247V248H103ZM134 247V248H133ZM136 247V248H135ZM144 247V248H143ZM150 247V248H149ZM155 247V248H154ZM181 247V246H180ZM240 247V248H239ZM246 247V248H245ZM3 248V249H2ZM22 249V250H20V249ZM51 248V249H50ZM63 248V249H62ZM80 248V249H79ZM82 248H85L84 250L82 249ZM110 249V251H109V249ZM222 248V249H221ZM237 248V249H236ZM11 249V250H10ZM19 249V250H18ZM56 249V250H55ZM62 249V250H61ZM79 249V250H78ZM96 249H98V250H96ZM107 251H106V250ZM129 249V250H128ZM142 251H141V250ZM150 249V250H149ZM178 249V248H177ZM175 250L176 252L177 251H179V249L178 250ZM240 249V250H239ZM4 250V251H3ZM36 250V251H35ZM76 250V251H75ZM82 250V251H81ZM87 250H89L90 252H88ZM101 250V251H100ZM103 250V251H102ZM131 250V251H130ZM138 250V251H137ZM152 250V251H151ZM9 251V252H8ZM13 251V252H12ZM17 251V252H16ZM22 251V252H21ZM26 251H27V253H26ZM93 251V252H92ZM109 251V252H108ZM124 251V252H123ZM158 251V252H157ZM174 250H173V252H175ZM239 251V252H238ZM6 253V254H4V253ZM15 252V253H14ZM33 252V253H32ZM45 252H46V254H45ZM54 252V254H51V253H53ZM83 252H84V254H83ZM87 252H88V254H87ZM130 252V253H129ZM198 254H197V253ZM208 252V255L206 256V253ZM229 252V253H228ZM8 253V254H7ZM96 253V254H95ZM98 253V254H97ZM142 253V254H141ZM155 253H156V255H155ZM11 254H12V257H11ZM25 254V255H24ZM27 254V255H26ZM102 254V255H101ZM132 254V255H131ZM136 254H137V256H136ZM152 254V255H151ZM210 254H211V256H210ZM22 255V256H21ZM30 255H32V257H31V262L29 263V260L27 259V258H29V256ZM46 255H48V256H46ZM53 256V257H50V256ZM57 255V256H56ZM61 255V256H60ZM80 255V256H79ZM94 255H96L95 257H94ZM100 255V256H99ZM123 255V256H122ZM150 255V256H149ZM197 255V256H196ZM202 255H205V256H203L202 257ZM216 255V256H215ZM221 255V256H220ZM20 256V257H19ZM43 256V257H42ZM60 256V257H59ZM63 256V257H62ZM82 256V257H81ZM85 256V257H84ZM92 256V257H91ZM131 257V259H130V257ZM136 258H135V257ZM230 256V257H229ZM128 258V261H127V258ZM134 257V258H133ZM154 257V258H153ZM198 257V258H197ZM200 257H201V259H203V260H201L200 259ZM207 257H208V260H207ZM216 257H217V259H216ZM4 258H5V261H4ZM54 258V259H53ZM59 259V261H58V259ZM60 258H65V259H63V261H62V259H60ZM69 258V259H68ZM89 258V259H88ZM121 258V259H120ZM126 258V259H125ZM153 258V259H152ZM2 259V260H1ZM55 259H56V261H55ZM82 259V260H81ZM86 259V260H85ZM98 259V260H97ZM117 259H118V261H120V262H117ZM130 259V260H129ZM137 259V260H136ZM144 259V260H143ZM199 259L201 260V261H199ZM258 259V263L257 264H264V258H263V260H261V262H260V260ZM6 260H8V261H6ZM15 260V261H14ZM47 260V261H46ZM66 260V261H65ZM67 260L68 261H70V262H67ZM93 260V261H92ZM126 260V261H125ZM197 261V263H194V262H196ZM236 260V261H235ZM4 261V262H3ZM18 261V262H17ZM86 261V262H85ZM125 261V262H124ZM160 261V262H159ZM165 263H164V262ZM233 261H234V263H233ZM8 262V263H7ZM88 262V263H87ZM134 262V263H133ZM162 262V263H161ZM171 262V263H170ZM200 262V263H199ZM202 262V263H201ZM204 262V263H203ZM178 264V263H177Z\"/></svg>", "mask_w": 264, "mask_h": 264}]
</instances>
